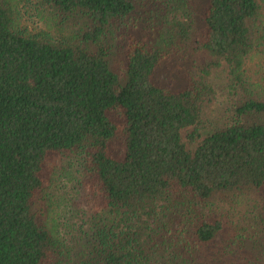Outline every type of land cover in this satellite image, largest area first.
Wrapping results in <instances>:
<instances>
[{
	"label": "trees",
	"instance_id": "1",
	"mask_svg": "<svg viewBox=\"0 0 264 264\" xmlns=\"http://www.w3.org/2000/svg\"><path fill=\"white\" fill-rule=\"evenodd\" d=\"M260 9L0 0V264H264ZM168 65L186 85L159 80Z\"/></svg>",
	"mask_w": 264,
	"mask_h": 264
},
{
	"label": "rangeland",
	"instance_id": "2",
	"mask_svg": "<svg viewBox=\"0 0 264 264\" xmlns=\"http://www.w3.org/2000/svg\"><path fill=\"white\" fill-rule=\"evenodd\" d=\"M202 3L203 2L201 1L195 7V13L198 15V17H200L202 15V13H201L202 12V6H200ZM259 3L261 5L260 20H261L262 23H264V0H259ZM263 61H264V58L260 59L258 56H253L252 58H250L247 61L246 66L249 68L250 72H252L255 77L258 74H260L262 72V70L264 69V62ZM116 67H119L118 62L116 64ZM169 71H170L169 65L165 66V68L162 69L161 73L158 76L159 80L162 81L163 83H165L171 89H174V88L177 89V88H179V87H181L183 85H186V82H184L185 79L183 78V75L181 73L178 74V75L172 74L173 76H171V79H170L171 81L168 83V80L170 78ZM213 78H214V81L219 82L221 80L220 73L214 72ZM222 98L223 97H222V95L219 92L217 94V98H215L205 108L204 113L202 115L203 121L200 124H198L197 130L195 131V133H202V135H203L206 132V130L208 129V127H212V126H214V125L219 123V121L221 119H220V117L218 115V112L219 111L222 112L223 108H224L223 107V105H224L223 102L221 103ZM190 132H192L194 134L193 127L184 128L182 130V140L185 143L187 149L192 150L195 147V145H196V142L198 140V136H195V137L192 138L189 135ZM68 161L66 162L65 169H67ZM70 161H72L71 163H74V158L72 160H70ZM60 164H61V162H58V163H55V164L52 165L55 168V170L57 171L58 176L60 177V179L58 180L57 186L54 185V187L51 189L52 192H54L57 195H60L62 192H64L66 190L67 187H69V179L67 177H65L64 175H60V173H62L61 170H60V167L62 165H60ZM54 178H55V175H54ZM60 205H62V206L58 207L57 211H59V209L63 208V204L61 203ZM63 209H64V215L61 218V220L58 218L57 223H58L59 231L62 232V234L64 235L65 234V232H64L65 230L63 231V229H61V225H59V223L61 221H64L65 217L68 216V213L65 210V208H63ZM59 214H60V212L58 213V216H59ZM216 238L220 242L227 243V241L224 240L221 235H217ZM230 248L233 249L234 251L236 250V246L233 245V244H230Z\"/></svg>",
	"mask_w": 264,
	"mask_h": 264
}]
</instances>
